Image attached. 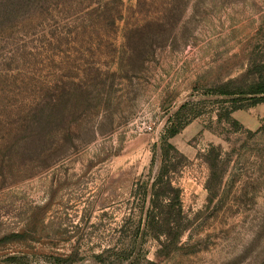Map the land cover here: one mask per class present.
<instances>
[{
  "label": "rangeland",
  "instance_id": "1",
  "mask_svg": "<svg viewBox=\"0 0 264 264\" xmlns=\"http://www.w3.org/2000/svg\"><path fill=\"white\" fill-rule=\"evenodd\" d=\"M262 81L264 0H0V264H264Z\"/></svg>",
  "mask_w": 264,
  "mask_h": 264
},
{
  "label": "trees",
  "instance_id": "2",
  "mask_svg": "<svg viewBox=\"0 0 264 264\" xmlns=\"http://www.w3.org/2000/svg\"><path fill=\"white\" fill-rule=\"evenodd\" d=\"M254 93L256 95H264V81L259 83ZM263 102L264 96L253 98L252 103L255 105ZM230 117V114L226 115L229 123L236 125L237 129H243L238 122H234ZM177 134V131H173L162 138L160 144L157 146L162 157V165L156 178H154L151 184L142 180L138 181L133 193L134 197H137L142 203L139 211L142 219L140 223L144 224L146 231L149 234L153 233L155 237L164 235L168 239H170L171 234H175L178 239L182 234V223L185 220L181 190L174 185L172 178V169L176 168V163L174 164V162L179 152L171 144V139ZM165 163H170V167H167ZM133 215L130 216L129 220H133ZM127 224H129L128 221L125 228ZM125 253L126 250L120 253L118 257L121 258Z\"/></svg>",
  "mask_w": 264,
  "mask_h": 264
}]
</instances>
